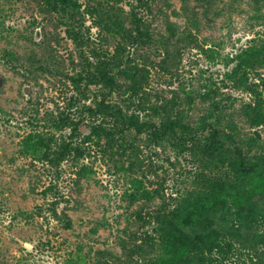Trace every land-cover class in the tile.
<instances>
[{
  "label": "rangeland",
  "instance_id": "rangeland-1",
  "mask_svg": "<svg viewBox=\"0 0 264 264\" xmlns=\"http://www.w3.org/2000/svg\"><path fill=\"white\" fill-rule=\"evenodd\" d=\"M50 1L0 0V264H264V0Z\"/></svg>",
  "mask_w": 264,
  "mask_h": 264
},
{
  "label": "trees",
  "instance_id": "trees-1",
  "mask_svg": "<svg viewBox=\"0 0 264 264\" xmlns=\"http://www.w3.org/2000/svg\"><path fill=\"white\" fill-rule=\"evenodd\" d=\"M50 4L57 9L58 7H61L62 9L66 10L68 7H72L74 9H77L80 7V4L77 0H51ZM67 33L73 37V39L78 43V44H82L83 43V37L81 36L80 32L75 31V29L68 27L67 28ZM108 80L111 81L112 78L108 76ZM99 110H102L103 112L107 113V114H121L122 112H120L118 109L117 111H114L113 113H111V110L108 109V106L106 104H102L99 107ZM124 124L128 127L130 126H134L136 127L139 131H143L146 130L148 128V125L146 123H141V122H135L133 121V119H129L127 121V119H124ZM181 126V123H179L177 120H168L167 122H163L162 123V128H157V129H152L151 130V137L153 139L154 142H158L159 138H162V136L168 132H175L177 130L178 127ZM77 127H74V129ZM183 129L187 132L191 129V126L188 124H184L183 125ZM218 135L217 132L215 130V132L213 131V133L211 134V142H213V144L209 143L208 149H214L215 151L218 150L220 148L219 145L216 144L215 139H217ZM60 145V150H58L56 152V156L52 157V162L54 163H59V160L62 159L63 157H65L67 154L71 153V150L73 149L72 145L73 142L72 141H63L61 142ZM209 151V150H208ZM59 203V201H55L53 203V207H52V212L54 213V216L57 217L58 219L62 220L63 222H65V224L67 226L71 225V220L69 215L66 212H59L57 209V204ZM163 215L158 214L157 215V219L160 222V219L162 218ZM167 223L168 226H166L167 231H169L170 227H175V221L173 220V217L170 218H166L165 220H162V223ZM163 230V229H162ZM164 237L165 238H170L174 235V233L170 232H166L165 231ZM152 236H148V241L150 243H152ZM153 241L155 242L156 240L153 239ZM229 241H227L226 239H209L208 241H198V240H194L193 241V250L197 256L196 259H194L193 261H191L189 264H208V260L212 258V256H215L214 260L216 262H221L223 260H225L227 257L226 255L230 252V249L228 248L227 244ZM160 264H185L183 262V259H178V258H173V256L171 257H166V258H160L159 260Z\"/></svg>",
  "mask_w": 264,
  "mask_h": 264
}]
</instances>
